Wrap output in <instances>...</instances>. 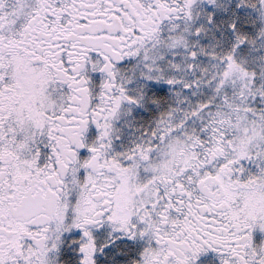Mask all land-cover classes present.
Returning <instances> with one entry per match:
<instances>
[{"label":"snow or ice","instance_id":"obj_1","mask_svg":"<svg viewBox=\"0 0 264 264\" xmlns=\"http://www.w3.org/2000/svg\"><path fill=\"white\" fill-rule=\"evenodd\" d=\"M0 264H264V0H0Z\"/></svg>","mask_w":264,"mask_h":264}]
</instances>
